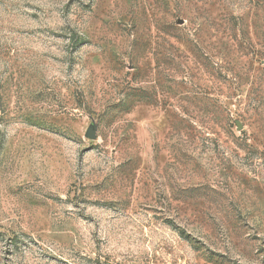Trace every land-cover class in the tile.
Listing matches in <instances>:
<instances>
[{
  "label": "rangeland",
  "instance_id": "obj_1",
  "mask_svg": "<svg viewBox=\"0 0 264 264\" xmlns=\"http://www.w3.org/2000/svg\"><path fill=\"white\" fill-rule=\"evenodd\" d=\"M0 264H264V0H0Z\"/></svg>",
  "mask_w": 264,
  "mask_h": 264
}]
</instances>
